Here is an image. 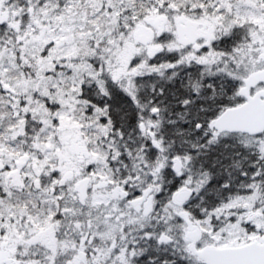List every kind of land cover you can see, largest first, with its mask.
<instances>
[{
  "label": "snow or ice",
  "instance_id": "obj_1",
  "mask_svg": "<svg viewBox=\"0 0 264 264\" xmlns=\"http://www.w3.org/2000/svg\"><path fill=\"white\" fill-rule=\"evenodd\" d=\"M0 264H264V0H0Z\"/></svg>",
  "mask_w": 264,
  "mask_h": 264
}]
</instances>
